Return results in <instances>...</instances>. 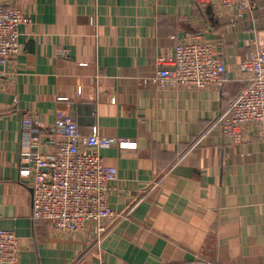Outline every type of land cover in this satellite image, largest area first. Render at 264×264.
Wrapping results in <instances>:
<instances>
[{
    "label": "crops",
    "instance_id": "0c3cea01",
    "mask_svg": "<svg viewBox=\"0 0 264 264\" xmlns=\"http://www.w3.org/2000/svg\"><path fill=\"white\" fill-rule=\"evenodd\" d=\"M0 4L30 18L19 28L21 52L0 65V227L17 237L18 264H264V138L255 126L231 144L218 126L247 84L239 62L264 46V0L240 16L194 0ZM195 39L225 60L222 86L143 83L158 56ZM56 108L81 134L96 126L101 137L136 144L99 149L117 169L108 196L116 217L100 238L31 218L21 152L28 136L46 150ZM33 117L41 126L25 125Z\"/></svg>",
    "mask_w": 264,
    "mask_h": 264
},
{
    "label": "built area",
    "instance_id": "2783aa9c",
    "mask_svg": "<svg viewBox=\"0 0 264 264\" xmlns=\"http://www.w3.org/2000/svg\"><path fill=\"white\" fill-rule=\"evenodd\" d=\"M194 1L219 2L236 16L250 7V0ZM29 21L15 4H0V65L21 52L19 28ZM171 51L156 58L155 75L143 83L173 89L222 86L226 63L208 43L198 39L180 40ZM237 69L247 84L230 102L227 115L220 118L218 125L221 135L231 144L245 142L247 130L255 126L264 138V46L250 52ZM32 124L41 126L38 118L25 119L27 127ZM32 144L38 146L36 138L28 136L19 167L20 177L29 181L32 191L31 218L46 221L55 232L75 234L89 228L100 238L106 231V223L116 217L108 196L117 179V169L103 162L99 149L110 144L134 148L135 142L101 137L96 126L89 134H81L73 116L56 108L54 119L46 129V150L39 152ZM0 264H18L17 237L2 227Z\"/></svg>",
    "mask_w": 264,
    "mask_h": 264
}]
</instances>
